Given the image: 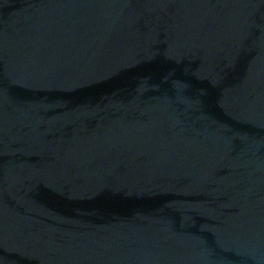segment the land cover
Instances as JSON below:
<instances>
[{"label":"water","instance_id":"1","mask_svg":"<svg viewBox=\"0 0 264 264\" xmlns=\"http://www.w3.org/2000/svg\"><path fill=\"white\" fill-rule=\"evenodd\" d=\"M0 264H264V0H0Z\"/></svg>","mask_w":264,"mask_h":264}]
</instances>
